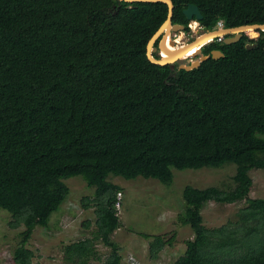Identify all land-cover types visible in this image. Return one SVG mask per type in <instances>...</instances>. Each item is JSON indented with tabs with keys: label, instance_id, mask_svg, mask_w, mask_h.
Here are the masks:
<instances>
[{
	"label": "trees",
	"instance_id": "16d2710c",
	"mask_svg": "<svg viewBox=\"0 0 264 264\" xmlns=\"http://www.w3.org/2000/svg\"><path fill=\"white\" fill-rule=\"evenodd\" d=\"M172 1L173 24L188 34L190 4L206 30L264 24V0ZM168 13L164 3L0 0V209L12 215L11 229L25 227L14 264H35L28 243L65 203L66 179L82 177L95 188L81 201L94 211L93 236L64 247L66 264L100 261V242L110 248L102 264H123L112 236L124 194L110 176L171 186L174 168L230 164L234 188L183 190L180 222L194 238L174 264H264V199L250 196L251 172L264 170V32L231 45L217 39L203 53L223 58L172 71L147 57ZM242 201L233 222L204 225L208 203ZM144 237L154 262L175 242Z\"/></svg>",
	"mask_w": 264,
	"mask_h": 264
},
{
	"label": "rangeland",
	"instance_id": "374dc122",
	"mask_svg": "<svg viewBox=\"0 0 264 264\" xmlns=\"http://www.w3.org/2000/svg\"><path fill=\"white\" fill-rule=\"evenodd\" d=\"M194 27H197L199 31L198 25ZM181 33L184 44L196 37L185 31L174 32L171 38L176 42V47L179 46L177 40ZM163 52L162 57H167V53ZM199 58V55L193 56L177 63L188 66ZM236 171L237 166L233 164L219 169L178 170L174 168V182L171 186L163 185L156 179L139 177L134 180H125L110 176L109 180L119 184L124 194L119 211L121 228L112 236V239L121 247L123 264H174L181 256H184L187 249L186 241L193 239L194 233L189 226H182L180 222V217L185 213L183 190L186 186L200 189L234 188ZM251 177L253 179L251 198L264 199V170H253ZM64 182L70 188V194L65 203L51 216L49 227H37L28 243V248L35 253V264H66L64 247L93 236L94 211H85L81 201L85 196H93L95 188L89 187L82 177H72ZM245 205L243 201L236 204L210 202L202 211L204 225L213 228L233 222L237 219L238 211ZM11 220L12 215L0 209V264H14L13 253L22 240L20 233L25 230L23 226L16 230L11 229L9 227ZM88 220L92 222L89 228L84 225ZM155 235H166L168 239L175 236L174 245L166 247L156 262L151 261L147 256L149 241L144 237ZM97 250L102 259L93 260L92 264H102L110 254V248L101 242L97 244Z\"/></svg>",
	"mask_w": 264,
	"mask_h": 264
},
{
	"label": "water",
	"instance_id": "95a60500",
	"mask_svg": "<svg viewBox=\"0 0 264 264\" xmlns=\"http://www.w3.org/2000/svg\"><path fill=\"white\" fill-rule=\"evenodd\" d=\"M120 2L126 3H164L168 6V18L164 22V24L160 27V29L155 33V35L150 39L147 46V57L149 61L158 66H167L171 67V70L174 71L176 69V63L180 60H183V56L189 50L193 48H198L194 56H200L199 60L193 62L192 64L185 66L180 65L178 68L180 70L192 71L198 69L202 63L207 61L209 58L214 60H219L224 57V54L221 51L214 50L212 51L210 56H206L203 54V48L217 39L224 38V43L226 45H231L238 43L241 41L243 35L247 32L251 31H263L264 32V24H251V25H242L235 28H217L215 30H208L206 32H202L199 30L196 34V37L189 41L188 43L182 45L181 47H176V42L171 38L172 33L176 32H184L185 26L179 24H173V16L175 5L172 0H117ZM185 17L189 21L196 20L198 22L204 19V16L200 9L193 4H190L183 11ZM158 43V45H157ZM176 49L171 50L167 46ZM249 48H251L249 46ZM165 51L167 53V57H162V52Z\"/></svg>",
	"mask_w": 264,
	"mask_h": 264
},
{
	"label": "bare ground",
	"instance_id": "6f19581e",
	"mask_svg": "<svg viewBox=\"0 0 264 264\" xmlns=\"http://www.w3.org/2000/svg\"><path fill=\"white\" fill-rule=\"evenodd\" d=\"M197 29H196V34H197ZM184 38H183V34L181 33V35H180V38L177 40L178 41V44H179V46L178 47H181L182 45H184V43L182 42V40H183ZM213 44V43H212ZM167 47H169V49H171V50H175L176 49V47L175 48H173V47H171L170 45H168ZM197 49L198 48H193V49H191V50H189L187 53H185L184 54V56H183V60H185V59H188V58H190V57H193L194 55H195V53H196V51H197ZM164 53V52H163ZM193 59V58H192ZM191 61V60H190Z\"/></svg>",
	"mask_w": 264,
	"mask_h": 264
},
{
	"label": "built area",
	"instance_id": "2783aa9c",
	"mask_svg": "<svg viewBox=\"0 0 264 264\" xmlns=\"http://www.w3.org/2000/svg\"><path fill=\"white\" fill-rule=\"evenodd\" d=\"M194 25H198V27L200 26V23L197 21H191L188 25V28L191 30L190 35L195 37L196 36V29L197 27H194ZM221 26V25H220ZM221 39V38H220Z\"/></svg>",
	"mask_w": 264,
	"mask_h": 264
},
{
	"label": "flooded vegetation",
	"instance_id": "af4514ba",
	"mask_svg": "<svg viewBox=\"0 0 264 264\" xmlns=\"http://www.w3.org/2000/svg\"><path fill=\"white\" fill-rule=\"evenodd\" d=\"M219 28H223V26H219ZM198 29L199 30H201L202 32H206V31H208V30H205L204 28H202L201 27V25L198 27ZM205 30V31H204ZM173 34V33H172ZM190 41H192L191 39H190ZM204 54V53H203ZM176 65H178V63H176ZM178 66H180V65H178Z\"/></svg>",
	"mask_w": 264,
	"mask_h": 264
}]
</instances>
